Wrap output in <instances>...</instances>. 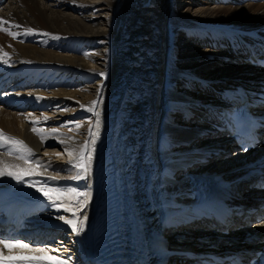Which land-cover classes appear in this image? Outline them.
Returning <instances> with one entry per match:
<instances>
[{
	"label": "bare ground",
	"instance_id": "bare-ground-1",
	"mask_svg": "<svg viewBox=\"0 0 264 264\" xmlns=\"http://www.w3.org/2000/svg\"><path fill=\"white\" fill-rule=\"evenodd\" d=\"M0 1V18L21 25L11 31L37 30L15 39L0 31V49L9 54L7 64L0 62V131L22 140L45 165L51 163L46 170L38 169L43 176L25 177L23 183L0 177V186L30 187L29 179L47 181L55 176L57 180L47 181L51 186L84 191L83 183L96 178L92 184L98 188L91 189L85 230L76 236L94 245L104 234L121 264H180V252L191 249H264V218L252 220L262 213L258 210L251 216L254 207L242 211L240 217L245 219L232 227L231 234L239 232L233 240L207 235L216 230L183 233L193 223L166 227L158 219L173 199L163 195V189L180 198L183 193L176 194L168 172L156 182L161 165L176 151H195L200 140L224 135L216 120L217 108L248 101L264 116V100L258 98L264 94V71L249 61L251 54L260 52L264 39V0ZM101 72L106 75L100 76ZM101 85L103 103L96 110L102 112V126L91 172L87 176L81 172L82 178L74 180L71 177L79 170L68 163L65 148L80 149L90 119L95 131L94 114L80 105L90 106L98 99ZM33 120L40 121L35 126L45 135L44 142L32 132ZM65 121L82 126L61 127ZM51 129L57 133L50 134ZM220 143L216 141L220 154L205 150L189 157L186 163L197 159L187 171L234 169L231 143ZM10 147L0 146V161L23 165L17 153H9ZM208 160L206 166L198 163ZM222 160V168L214 169ZM185 162L169 159L168 163L184 167ZM207 187L204 180L197 191L204 194ZM45 204L33 207L41 218L70 216ZM45 209L54 212L47 215L41 212ZM178 215L174 212L172 220L177 222ZM57 224L71 233L62 221ZM201 231L206 235H196ZM62 242L61 247L53 246L59 255L73 256L70 264H83L82 252L72 247L75 253H70V244ZM165 252L173 255L164 260Z\"/></svg>",
	"mask_w": 264,
	"mask_h": 264
},
{
	"label": "snow or ice",
	"instance_id": "snow-or-ice-1",
	"mask_svg": "<svg viewBox=\"0 0 264 264\" xmlns=\"http://www.w3.org/2000/svg\"><path fill=\"white\" fill-rule=\"evenodd\" d=\"M5 25H9L5 27ZM21 25L16 23H10L4 18H0V31L7 33L13 39L18 35H33L37 30L32 28H27L24 33L11 31V28H20ZM45 36H50V33H43ZM59 38V37H54ZM8 53L0 49V62L7 64L9 61L6 59ZM88 57V53L84 54ZM31 63V61H26ZM100 76H105L106 74L101 72ZM97 97L90 102V106L80 105V108H86L88 112L94 114L95 131L92 127V120H89L88 136L84 143L80 146L78 151L65 148L70 157L68 163L74 168L78 169L77 174L71 179L78 180L81 179V172L85 176L90 175L91 164L96 150L97 141L100 138V128L102 126V112L97 111V106L103 103L102 100V85L97 88ZM44 97H37V99H43ZM71 99V98H69ZM67 110V109H63ZM44 120H48L49 117L44 116ZM33 128L31 129L33 133L41 136V141L44 142L45 135L42 134V130L38 129L35 125L40 123L39 120L31 121ZM75 124L76 128L79 129L82 126V122L77 121H65L61 127L70 126ZM57 129H51L50 134H56ZM12 145L9 148V153H17V158L24 161L23 165L20 164H9L4 161H0V177H10L17 183L25 182V177L31 178L34 176H43V172H39V168L51 167V163L45 165L42 161L35 158L32 150L24 144L22 140L15 137L7 136L2 131H0V146L4 144ZM63 144L64 141H59ZM247 151V147L243 148ZM57 156L61 155L56 153ZM31 157V159H29ZM57 177L49 176L47 181H55ZM47 181L42 180H32L29 179L28 184L30 187L36 189L40 193L44 201L46 202L45 207H50L55 209L57 212L63 210L66 213H70V216L60 215L56 218L63 222V225L71 229V233L74 235H80L85 230L86 222L88 220L87 205L91 199V185H87L84 191H80L77 187L71 186H51ZM55 251V250H53ZM71 257L64 259L59 255H52L46 247L33 246L31 242H25L22 239L15 238H0V264H70Z\"/></svg>",
	"mask_w": 264,
	"mask_h": 264
},
{
	"label": "rangeland",
	"instance_id": "rangeland-1",
	"mask_svg": "<svg viewBox=\"0 0 264 264\" xmlns=\"http://www.w3.org/2000/svg\"><path fill=\"white\" fill-rule=\"evenodd\" d=\"M177 0H174V2H176ZM179 2V1H178ZM177 4H179V3H177ZM170 35H174V32L171 30L170 31ZM195 41V40H194ZM179 47V46H178ZM211 161H213V162H215V160L214 159H212ZM216 162H218V161H216ZM198 163H200V164H202V165H204V166H206V165H208L209 163H210V161L208 160V161H200V162H198ZM222 164H223V160L222 161H220V162H218V164L215 166V168L214 169H220V168H222ZM46 210V212H43V211H45ZM45 210H42L41 212L42 213H46L47 215H48V213L50 212V210H52L51 211V213H53L54 211H53V209H45ZM189 230V231H188ZM193 231H194V229H191V228H188V229H186V230H184V232L183 233H186V232H188L187 234H189V232L192 234L193 233ZM66 232H67V230H66ZM168 232L169 231H166V232H164V235H166V236H168L169 234H168ZM61 233H59V235H60ZM168 234V235H167ZM62 235V237L63 238H60V239H62V241H65V239H66V244H67V247H68V243H69V240H71V238L73 237L72 236V234L71 233H62L61 234ZM196 235H203V233H199V234H196ZM227 236V235H226ZM64 237H65V239H64ZM68 237H70V239L68 238ZM64 239V240H63ZM72 243V242H71ZM70 248V250H67L68 252H70V253H75V251H74V249L70 246L69 247ZM66 252V251H65ZM71 257H73V256H71ZM73 259V258H72ZM75 259H77V257H75ZM74 260V259H73Z\"/></svg>",
	"mask_w": 264,
	"mask_h": 264
}]
</instances>
